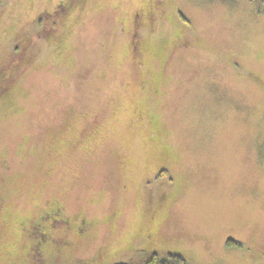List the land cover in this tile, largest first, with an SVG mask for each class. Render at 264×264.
Returning a JSON list of instances; mask_svg holds the SVG:
<instances>
[{"label": "rangeland", "instance_id": "374dc122", "mask_svg": "<svg viewBox=\"0 0 264 264\" xmlns=\"http://www.w3.org/2000/svg\"><path fill=\"white\" fill-rule=\"evenodd\" d=\"M81 217L89 231L68 233ZM153 252L264 264V16L246 0H0V264Z\"/></svg>", "mask_w": 264, "mask_h": 264}, {"label": "flooded vegetation", "instance_id": "af4514ba", "mask_svg": "<svg viewBox=\"0 0 264 264\" xmlns=\"http://www.w3.org/2000/svg\"><path fill=\"white\" fill-rule=\"evenodd\" d=\"M156 2H160V1H156ZM147 5L149 6V8L151 7L150 9L153 10V11H155V9H158L160 7L159 5H151L149 1L147 2ZM136 14H137L136 16H141V12L140 11H137ZM144 14L147 15L149 13L144 12ZM153 14L154 13L150 14V16L153 15ZM141 45L142 44L140 43V45L138 46L139 48L136 45V48H134V49L138 48V51H139L140 49H142L140 47ZM141 52H142V50H141ZM50 205H52V206H50V209H49L50 213L52 214L50 216V220H49L51 222L50 223V228L53 229V231L55 230L54 232H57V231H60V230H64L63 227L61 226V224L70 223L68 218H67V216H66V214H65V212L63 211L62 207L56 201H51ZM36 221H37L36 225H39L40 229H42V228H44L46 226H49L48 225L49 223L44 220V215L43 214L39 215L37 217ZM87 222H89L87 219L81 217L79 219V221L77 222V224L75 225L76 227H74L72 225V227H70V230H68V233L71 232V230H73V231L76 232L75 234H78V235L86 234L89 231V229H90V226H89V224H87ZM82 225H83V227H82ZM71 233H73V232H71ZM41 240H43V239H41Z\"/></svg>", "mask_w": 264, "mask_h": 264}, {"label": "trees", "instance_id": "16d2710c", "mask_svg": "<svg viewBox=\"0 0 264 264\" xmlns=\"http://www.w3.org/2000/svg\"><path fill=\"white\" fill-rule=\"evenodd\" d=\"M253 5L257 12L264 16V0H246ZM161 174H166L162 171ZM114 264H189L188 260L181 254L168 253L166 255L153 252L147 258H141L136 261L116 262Z\"/></svg>", "mask_w": 264, "mask_h": 264}]
</instances>
